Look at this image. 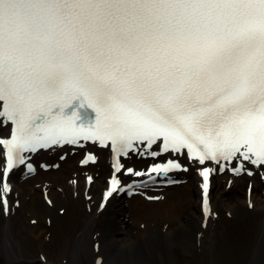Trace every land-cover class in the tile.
<instances>
[{
	"label": "snow or ice",
	"instance_id": "snow-or-ice-1",
	"mask_svg": "<svg viewBox=\"0 0 264 264\" xmlns=\"http://www.w3.org/2000/svg\"><path fill=\"white\" fill-rule=\"evenodd\" d=\"M0 128L3 215L9 174L82 141L107 198L145 175L125 158L167 154L150 172L193 168L207 204L217 172L264 168V0H0Z\"/></svg>",
	"mask_w": 264,
	"mask_h": 264
},
{
	"label": "bare ground",
	"instance_id": "bare-ground-1",
	"mask_svg": "<svg viewBox=\"0 0 264 264\" xmlns=\"http://www.w3.org/2000/svg\"><path fill=\"white\" fill-rule=\"evenodd\" d=\"M90 148L95 164L79 165L86 148L63 145L34 156L35 175L23 169L10 175L11 211L0 212V264H264V168L254 166L250 177L217 174L205 218L200 177L191 167L175 185L106 201L111 154ZM128 159L136 167L150 160ZM45 165L51 169L42 170Z\"/></svg>",
	"mask_w": 264,
	"mask_h": 264
},
{
	"label": "rangeland",
	"instance_id": "rangeland-1",
	"mask_svg": "<svg viewBox=\"0 0 264 264\" xmlns=\"http://www.w3.org/2000/svg\"><path fill=\"white\" fill-rule=\"evenodd\" d=\"M159 256H160V258H159L158 260H160V259H164V257H163L161 254H160ZM161 257H162V258H161Z\"/></svg>",
	"mask_w": 264,
	"mask_h": 264
}]
</instances>
